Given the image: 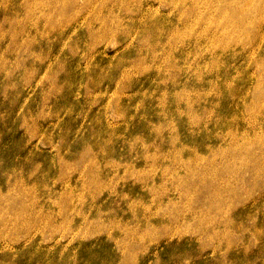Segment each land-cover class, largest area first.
<instances>
[{
  "label": "rangeland",
  "instance_id": "1",
  "mask_svg": "<svg viewBox=\"0 0 264 264\" xmlns=\"http://www.w3.org/2000/svg\"><path fill=\"white\" fill-rule=\"evenodd\" d=\"M224 1L74 0L75 16L57 20L56 11L27 8L26 17L24 0H0V167L22 179L21 188L3 189L0 200L18 205L30 177L41 187L37 195L66 202L72 219L59 228L43 220L27 232L14 231L13 221L0 222V264H264V185L251 177L246 161L230 162L241 166L238 179L218 180L228 197L216 205L230 206L224 217L244 220L241 231H232L229 249L203 238L201 227L218 231L212 221L220 214L198 210V194L181 189L178 173L161 177L162 188L138 181L134 190L126 186L133 182L131 167L122 165L90 191L81 174L59 170L62 133L68 143L83 145L91 130L99 132L96 123L107 132L103 148L112 138L118 154L132 156L138 167L151 155L142 143L150 137L149 124L167 122V138L175 130L191 136L200 126L218 139V132L243 133L237 126L246 122L249 135H264V0H229L245 32L226 14ZM5 11L21 12L12 27L3 21ZM30 18L38 29H23ZM15 29L26 34L11 33ZM169 76L196 100L200 118L190 120L199 125L177 127L162 108L173 100L164 88ZM253 148L264 151L259 144ZM31 163L39 165L35 174L23 177ZM100 211L99 220H90ZM170 216L183 221L165 228V236L156 217Z\"/></svg>",
  "mask_w": 264,
  "mask_h": 264
},
{
  "label": "bare ground",
  "instance_id": "2",
  "mask_svg": "<svg viewBox=\"0 0 264 264\" xmlns=\"http://www.w3.org/2000/svg\"><path fill=\"white\" fill-rule=\"evenodd\" d=\"M68 1L70 3H66L65 0H38L36 3L32 0H24V7L21 9L24 11V15L26 17L29 15V10L27 8H29L30 11L43 8L46 10L47 14L52 13V11H56L58 14L56 16L57 20H61L62 18L69 19L75 16L77 10L74 0ZM234 4V2L232 3L229 0H225L223 8L226 10V14H229L230 12L231 15L233 14V16H235L236 28L245 32L247 30V26H242L240 23L237 10L235 11L230 8L231 6L236 8ZM20 14V11H5L2 14L3 21L7 23L9 27H12V21ZM23 18L19 17L20 22H22L21 20ZM201 23L204 24L205 22L199 19V24L201 25ZM26 26L27 27L23 29H38L36 27V23L33 22L31 18L30 21L26 22ZM104 28H107V25H104ZM104 28L102 27V29ZM20 30L15 29L14 32L11 33H15ZM2 31L3 30L0 27V34ZM22 33L26 34L24 30ZM23 43L25 45H30L32 40L30 38H26ZM16 44L17 43H14V45ZM20 52H23V50ZM136 57H138V54ZM37 59L38 58H35V61H37ZM168 79L167 83H164V88L169 95L167 99L169 98V100H173H170L172 103L164 102L162 108L166 113L171 112L173 121L177 123V127L181 124L186 126L194 124L199 125L198 123H194L193 119L190 120L191 116H194L197 120L200 118L198 115L199 108L196 106V100L188 99L185 96L186 90L180 88L179 83H176L172 76H169ZM170 88H172V91ZM258 113H260V111H258ZM23 117L26 118V115L24 114ZM245 124L246 127L243 126L240 128V124L237 126L238 129H243V133L236 132L234 134H230L229 136H227V134L222 136V133L218 132L216 136L218 139L207 136L203 130L199 129L200 126H198L197 131H195L191 136L181 137L178 135V131L175 130L169 133L167 138L162 132L169 126L167 122H159L157 126L149 124L147 127L150 128V137L143 139L142 143L148 148L151 155L147 160H145L144 166L138 167V160L136 164L132 163V156H120L118 154L112 138H109L107 143L110 147L107 149L103 148L104 144H106L105 138L107 132L105 129H101L103 126L102 123H96L93 127L95 129L97 127L100 128L99 132L96 134L93 130H91L89 132L90 141H87L83 145L82 140H75L68 143L67 141L69 139L66 138L67 134L64 135L62 133L63 136L59 137L60 174L65 172L81 174V176L86 179L85 189L92 191V189L95 188L93 186L97 182H101L106 179V177L104 178L105 173L110 171L111 173H114L113 175H116V172L119 171L122 165L127 168L131 167L132 171L129 176L133 177L132 186L129 184H126V186L128 188L134 187V190H138V181L150 184V188L155 187L154 185L162 188L161 177L169 175V173L173 176L174 172L178 173L176 181L180 185L181 189L183 191L190 190L198 194V198L200 199L198 200V210L209 208L213 216H218L220 214L219 219L212 221L214 223L213 226L217 227L218 231H215L214 228V231H209L208 228L210 226L207 228L201 227L202 229H200V231L203 234V238L208 239L214 237L220 244H225L227 249H229L232 245V241L234 240L232 231H241L244 220L241 219L239 221H235L233 215L231 214L229 217H224L226 212L223 210H227L230 206L228 204H225V206L216 205V200H223L228 195L227 190L221 189L218 180L227 181L230 179H238L241 175V166H237L230 162L241 163L246 161L250 164L248 166L251 170L250 172L252 173L251 177H258V184L260 187L264 185V182H260V173L261 171L264 173V151L263 153L260 151L256 152L253 148L255 144H259L263 148L264 135L257 136L255 132L253 133L254 135H249L247 131L251 127V124L248 122ZM101 131L103 132L101 133ZM107 136H109V134ZM136 139L138 141V137ZM220 139H224L226 142L223 146L217 149L213 144ZM45 141L46 143L48 142L47 137L45 138ZM66 156H68L69 162L66 160ZM116 156H118L117 159H115ZM28 160L26 159L25 161L30 162L31 158L29 157ZM246 165L247 164L242 166ZM38 166L39 165L31 163L29 171L23 172L22 176L26 177L27 174H29V176H33L35 174V169L33 168ZM46 168L53 170L54 167L49 166L48 168V166H46ZM37 171H40V169ZM14 173L17 174V177L11 178L6 174V169L4 167H0V184L2 185L0 186V194L3 189L8 190L12 187H22V179H19V173L16 171H14ZM191 177L192 179L190 180ZM243 180L244 178L241 179L242 183ZM15 183L16 185L14 186L13 184ZM72 189L73 188H71V191ZM232 191L234 190L232 189ZM47 192L49 194L51 193V191ZM67 192H69L68 188L61 191L60 194L65 195ZM40 193V185H37L36 180H30L29 177L27 180V187H23L21 189L23 200L18 203V205H16V203H10L6 200H0V222L8 224L13 221L14 224L11 226L14 231L25 230V232L33 228L35 225H40L43 220L48 222L53 228H59L63 225V223L64 225H71L72 219L69 217L70 209L66 202H61V200L58 201L56 199L43 200L38 196ZM128 206L130 208L132 207V204L127 202L126 213L129 212ZM115 207L112 206V208ZM45 212L48 215H45ZM101 215L102 211L91 216L90 220L97 221ZM134 219L138 221V216H134ZM156 219L159 221L161 231L164 230L163 234H165V228L170 227L175 222L179 224V222L181 223L183 221V219H176L172 216L168 218L156 217ZM19 221L20 224H18ZM140 232H144V230ZM145 233L146 234H143L142 237L149 234L147 230ZM165 236L167 235L165 234Z\"/></svg>",
  "mask_w": 264,
  "mask_h": 264
}]
</instances>
